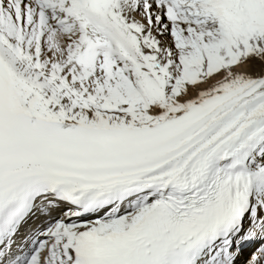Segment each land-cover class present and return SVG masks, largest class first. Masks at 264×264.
Returning <instances> with one entry per match:
<instances>
[{"label":"snow or ice","instance_id":"obj_1","mask_svg":"<svg viewBox=\"0 0 264 264\" xmlns=\"http://www.w3.org/2000/svg\"><path fill=\"white\" fill-rule=\"evenodd\" d=\"M0 264H264V0H0Z\"/></svg>","mask_w":264,"mask_h":264}]
</instances>
